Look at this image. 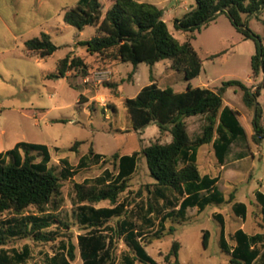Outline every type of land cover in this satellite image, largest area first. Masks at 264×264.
Wrapping results in <instances>:
<instances>
[{
    "label": "rangeland",
    "instance_id": "rangeland-1",
    "mask_svg": "<svg viewBox=\"0 0 264 264\" xmlns=\"http://www.w3.org/2000/svg\"><path fill=\"white\" fill-rule=\"evenodd\" d=\"M110 1L101 0L104 3ZM141 2L158 5L170 30L182 42L191 35L177 30L175 21L192 11L196 0ZM77 5H84L83 0H0V152L12 149L18 142L46 145L52 156L49 166L60 174L64 167L62 158L76 167L80 158L89 154L91 147L110 158L115 153L129 155L140 152L156 141L170 142L171 134L161 135L156 124L149 125L143 132L135 131L124 105L126 98H134L151 83L152 74L160 87H172L176 92L185 91L189 83L194 87L218 90L230 80L243 82L253 92L262 86L258 88V102L262 110L260 124L264 128V71L255 78L251 66L256 42L245 39L227 14H220L208 26L195 32L192 44L203 66L198 77L187 81L183 73L170 68V60H163L154 67L141 63L132 76V63L103 66L104 57L90 55L81 45L96 36V28L87 26L80 31L64 22L66 10ZM242 17L248 20L249 28L264 44V9L259 17L248 18L245 14ZM42 32L49 33L58 46L57 51L45 59L28 53L25 46L27 40L40 36ZM68 54L81 56L91 63L92 69L87 77H81L75 71L64 78L51 77L57 72L58 62ZM92 95L99 98L89 100ZM243 96L244 92L238 86L228 87L223 95L225 105L238 113L245 129V135L231 145L223 168L213 144L199 146L196 156L202 175L220 177L218 189L228 203H211L202 212L190 208L185 220L177 216L168 218L162 238H153L150 244H146L148 253L159 264H171L166 256L174 241L181 243L179 260L182 264H231L232 257L220 245L222 225L215 214L223 215L228 240L233 245L232 233L243 223L233 211L235 203L248 207L247 230H264L263 214L256 197V192L264 193V138L259 144L254 140L256 112L246 106ZM186 122L191 137L200 134L206 123L203 116L189 117ZM76 141L82 142L78 152L72 150ZM210 151L213 152L209 154ZM33 154L37 161L41 160L40 153ZM105 169L117 173L116 163L109 160L81 169L72 178L62 180V200L57 206L47 207L56 218L48 229L55 232L52 241L18 239L0 249L21 250L29 245L32 257L27 264H44L47 255L52 256L63 245L67 247L73 243L77 254L74 264H83L78 236L92 228L78 221L74 183L96 178ZM154 182L147 160L141 155L138 169L118 201L126 204L127 214L109 220L102 229L115 235L113 229H117L127 216L139 217L143 213L140 207H146L150 202L149 190ZM232 196L234 199L230 200ZM106 206H111V203L103 201L97 204V207ZM28 213H39V209L30 207ZM172 226L176 231L168 234ZM156 229L158 225L146 232L151 235ZM205 231L210 233L207 248L203 244ZM112 250L115 264H122L124 255H134L124 236H114Z\"/></svg>",
    "mask_w": 264,
    "mask_h": 264
},
{
    "label": "trees",
    "instance_id": "trees-1",
    "mask_svg": "<svg viewBox=\"0 0 264 264\" xmlns=\"http://www.w3.org/2000/svg\"><path fill=\"white\" fill-rule=\"evenodd\" d=\"M83 2L84 5L66 10L63 19L67 25L80 31L87 26L96 28V36L81 45L90 55L104 57L103 66L132 63V76L141 63L154 67L163 60H170V68L183 73L185 80L191 81L200 75L203 66L192 44L195 32L208 26L220 14H227L245 39L256 42V53L251 60L253 77H259L264 71V44L249 28L248 20L242 17L244 14L248 18L259 17L264 9V0H196V7L183 19L175 21L177 30L191 33L184 42L172 33L158 5L141 0ZM25 46L28 53L42 59L58 49L46 32L27 40ZM90 64L81 56L68 54L58 62L57 72L51 77L64 78L75 71L85 78L92 69ZM230 86L240 87L246 106L255 109L253 138L259 144L264 138V128L260 124L262 110L258 102V88L262 86L253 92L243 82L230 80L218 90L194 87L189 83L185 91L176 92L172 87H160L152 74L151 83L134 98H126L124 105L135 131L143 132L149 125L156 124L161 135L171 134L170 142L156 141L140 152L129 155L115 153L110 158L91 147L89 154L83 155L76 167L62 158L64 167L60 174L49 166L52 156L46 145L18 142L12 149L0 152V247L18 239L52 241L55 232L48 229L56 218L47 207L57 206L62 200V180L72 178L81 169L112 160L116 163L117 173L105 169L96 178L74 183L78 221L92 228L90 232L78 236L83 264H115L112 250L114 236H124L134 252L133 256L124 255L122 264H159L148 253L146 244H150L153 238H162L168 218L177 216L185 220L189 208L197 207L202 212L211 203L226 201L217 187L219 177L202 175L196 156L199 146L213 143L217 157L223 163L231 145L245 135L238 113L224 102L223 95ZM194 116H203L206 123L200 134L191 137L186 119ZM81 144L76 141L72 150L78 152ZM33 152L40 153V161ZM141 155L146 158L150 175L155 179L149 190L150 202L148 206L140 207L143 213L139 217L127 216L117 229H113L115 235L109 234L102 226L115 217L127 214L126 204L118 201L136 172ZM256 197L264 218V193L258 191ZM233 199L234 196L230 200ZM103 201H109L111 206L97 207ZM30 207H36L39 213H28ZM234 209L237 215L246 217L245 204L235 203ZM221 224L220 245L231 255V264H264V233L249 235L239 229L234 235L236 245L230 247L224 222L221 221ZM156 225L158 229L148 235L146 231L153 230ZM175 231L176 227L172 226L168 234ZM208 241L209 232L205 231L203 244L206 248ZM180 249L181 243L174 241L166 260L171 264H182ZM31 257L29 245L21 250L0 249V264H27ZM76 258V246L69 243L52 256L47 255L44 264H74Z\"/></svg>",
    "mask_w": 264,
    "mask_h": 264
},
{
    "label": "crops",
    "instance_id": "crops-1",
    "mask_svg": "<svg viewBox=\"0 0 264 264\" xmlns=\"http://www.w3.org/2000/svg\"><path fill=\"white\" fill-rule=\"evenodd\" d=\"M173 33V32H172ZM174 34V33H173ZM175 35V34H174ZM120 64V63H119ZM252 79V78H251ZM139 93V92H138ZM96 98H99V96H95V95H92L91 97H90V99L89 100H97ZM125 101V100H124ZM211 144H213V143H211ZM213 151H210L209 152V154H211ZM216 152V151H215ZM98 153V152H97ZM216 156H217V154H216ZM220 162V161H219ZM220 164L222 165L221 167L223 168V166H224V162L222 163V162H220ZM199 165V164H198ZM138 169V168H137ZM137 171V170H136ZM216 177H219V176H216ZM219 179H220V177H219ZM218 183H219V181H218ZM218 183H217V187H218ZM257 193V192H256ZM226 203H228V201L226 200L225 201ZM224 202V203H225ZM222 204V203H221ZM260 207H261V210H262V206H261V204H260ZM194 208H197V207H194ZM190 209V208H189ZM188 209V210H189ZM188 210H187V212H188ZM197 210H198V212H199V209L197 208ZM233 211H234V213L237 215V213L235 212V209H234V205H233ZM220 214V216L218 217L217 215H219ZM238 217H241V219H242V224H241V226L234 232V233H232V238H233V240H234V235H235V233L239 230V229H242V230H244L246 233H248L249 235H256V234H258V233H264V230H258V231H255V232H252V231H249V230H247L246 229V225H247V223H248V207H247V214H246V217H243L242 215H237ZM215 217L218 219V220H220V222L221 221H223L224 222V230H225V236H226V239H227V241H228V243H229V245H230V247H234L235 245H236V242H235V240H234V244L233 245H231L230 244V242H229V240H228V234H227V232H226V226H225V224H226V222H225V219L223 218V215L221 214V213H216L215 214ZM262 221H263V223H264V218L262 217ZM222 225V224H221ZM229 236H231V234L229 235ZM209 238H210V233H209ZM230 255V254H229ZM231 256V255H230Z\"/></svg>",
    "mask_w": 264,
    "mask_h": 264
}]
</instances>
